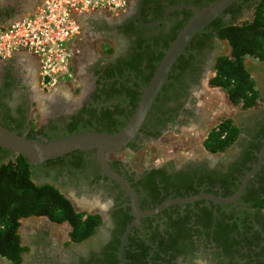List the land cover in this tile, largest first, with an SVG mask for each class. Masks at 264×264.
<instances>
[{
  "label": "flooded vegetation",
  "instance_id": "flooded-vegetation-1",
  "mask_svg": "<svg viewBox=\"0 0 264 264\" xmlns=\"http://www.w3.org/2000/svg\"><path fill=\"white\" fill-rule=\"evenodd\" d=\"M138 1L128 0L126 10L119 13L99 10L77 16L76 20L83 19L84 35L89 34L91 42L100 49L91 54L88 44H78L81 28L77 20L79 30L71 44V69L74 65L72 77L82 85L68 89L66 95L57 92L66 81L49 91L39 87L36 62L29 64L25 72L13 57L0 61V124L24 136L33 132V138L40 141L65 135L71 126L105 132L108 126L112 131L124 124L131 101L141 93L143 82L150 76L143 68L146 60L154 63L162 50L161 44L192 14L187 9H172L158 24L133 27ZM145 1L143 13L148 19L161 9L160 18L169 6L202 7L210 2ZM255 1L237 0L215 19L234 23L246 20ZM18 13L13 7L0 6V25ZM204 38L208 39L200 41ZM222 41L210 29L194 41L195 47L186 46L182 54L187 61L170 70L164 95L158 93L134 139L119 153L105 157L109 168L134 191L141 210L153 208L173 195L187 197L203 192L220 197L222 188L232 191L233 185H239L257 160L264 139L259 131L264 122V60L250 66L257 74L262 104L241 111L236 121L232 119L240 132L224 151L209 153L202 147L203 152L180 161L167 159L140 164L121 154L128 151L135 157L142 156L139 152L144 146L200 119L196 95L206 86L215 57L222 54L220 51L225 47ZM138 44L145 47L148 59L140 61L134 71L132 58ZM36 98L47 107L32 125ZM15 155L0 147V163ZM254 175L246 183L252 185L251 189L261 184ZM31 177L35 183H49L60 190L76 211L98 215L99 223L89 237L72 242L65 222L55 223L45 216L21 218L17 228L24 248L20 264H120L121 238L134 217L128 196L103 173L95 150L73 151L43 161L32 166ZM241 194L234 203L220 204L200 198L169 204L153 215L140 217L126 235L122 264H264V207L251 205L249 197L243 199ZM27 219L20 233V221Z\"/></svg>",
  "mask_w": 264,
  "mask_h": 264
},
{
  "label": "trees",
  "instance_id": "trees-1",
  "mask_svg": "<svg viewBox=\"0 0 264 264\" xmlns=\"http://www.w3.org/2000/svg\"><path fill=\"white\" fill-rule=\"evenodd\" d=\"M145 3L146 1L144 0L140 10L141 21L150 22L159 18L162 12L161 9L151 19L145 17L143 13ZM168 4L171 5L172 2H168ZM132 21L133 27H140L135 17L132 18ZM186 21L180 23L171 32L168 39L161 44L162 50L159 52L154 63L149 64L146 60L143 68L150 72V76L160 60L163 51ZM210 29L215 31L218 39L227 42L229 50L226 54H220L215 57L206 85L221 90L224 98L240 112L258 108L262 104L263 98L251 75V68L246 65L244 60L247 57L255 61L264 60V0L255 1L251 7V14L246 20L235 23L222 22L218 19L211 21L201 32L191 38L187 48L195 47L194 41ZM206 39L208 38L200 41L203 42ZM144 58L148 59L145 47L143 48L139 44L135 45L132 58L135 64L131 69L135 71L137 65L140 66V61ZM181 61H187L184 59L183 54L177 57L171 71L179 67ZM137 71H139L138 68ZM150 76L143 82L144 85H146ZM169 77H171L170 74L168 75ZM168 84L169 81L162 86L160 90L162 92L160 93L161 95ZM138 95L131 101L132 107L129 110V114H131L136 105ZM122 125L123 123L120 124V127ZM260 127L259 131L262 137H264V122ZM7 128L12 130L11 127ZM33 128L34 126L30 129ZM83 130L91 129H87V127L78 129L76 126H71L67 134ZM106 130V133L116 131H110L109 126ZM239 132V127L231 118H221L207 130L205 136L202 138L201 145L209 153L222 152L236 141ZM25 137L33 138V132H29ZM259 146L260 143L256 146V151L259 149ZM254 160L255 157L253 156L251 164L254 163ZM249 169L250 166L246 170ZM31 170L32 166L21 155H15L13 159L0 163V258L4 259L8 264H20L21 262V253L24 248L20 245L17 233L21 218L45 216L55 223L65 222L69 226L67 232L68 239L72 242H79L89 237L99 223L98 215L76 211L65 195L53 185L45 182L35 183L31 177ZM254 177L261 184L256 189H251L252 185L248 183L240 197L243 199L249 197L251 205L264 207V158ZM237 186V184H234L232 191L222 188V193L219 196H230ZM211 194L218 196L216 193ZM184 196L186 195H173L170 198H181Z\"/></svg>",
  "mask_w": 264,
  "mask_h": 264
},
{
  "label": "water",
  "instance_id": "water-1",
  "mask_svg": "<svg viewBox=\"0 0 264 264\" xmlns=\"http://www.w3.org/2000/svg\"><path fill=\"white\" fill-rule=\"evenodd\" d=\"M235 1L237 0H212L202 7L188 5L169 6L164 10L159 19L147 23L142 22L140 19V6L142 0L138 1L135 18L138 24L143 26L158 24L165 18L168 11L172 9H187L190 10L192 14L175 34L167 48L163 51L150 79L146 85L142 87L133 111L128 115L124 124L115 132L106 133L93 130H83L54 137L47 141H40L36 138H27L24 135H19L15 131L0 124V147L7 149L16 155H21L26 162L32 166L46 160L61 157L73 151L95 150L97 162L103 173L116 181L128 196V204L134 217L132 222L125 229L121 238L119 247L120 264L123 263L122 247L126 235L130 227L135 225L140 217L153 215L169 204L192 202L193 200L200 198L208 199L214 203L220 204L234 203L243 191L247 181L259 169L262 163L264 155V139L255 164L244 175L232 195L228 197H218L210 193L201 192L182 198H168L153 208L141 210L137 205L136 194L134 191L119 174L109 168L105 158L107 154L119 153L132 139H134L138 131L142 128L144 118L156 96L160 92L162 85L167 80V76L172 69L173 64L177 57L183 53L191 38L199 33L207 24L218 17L226 7ZM21 16H23V14H17L12 20L3 25L9 24Z\"/></svg>",
  "mask_w": 264,
  "mask_h": 264
},
{
  "label": "built area",
  "instance_id": "built-area-1",
  "mask_svg": "<svg viewBox=\"0 0 264 264\" xmlns=\"http://www.w3.org/2000/svg\"><path fill=\"white\" fill-rule=\"evenodd\" d=\"M128 0H42L28 14L0 26V61L17 50L37 60V81L49 91L72 78L71 44L78 34L76 16L84 12L125 11Z\"/></svg>",
  "mask_w": 264,
  "mask_h": 264
},
{
  "label": "rangeland",
  "instance_id": "rangeland-1",
  "mask_svg": "<svg viewBox=\"0 0 264 264\" xmlns=\"http://www.w3.org/2000/svg\"><path fill=\"white\" fill-rule=\"evenodd\" d=\"M30 1H34V3H36L40 0H0V6H6L10 8L13 7L17 13H22V11H24V7L28 6L27 4H30ZM26 2L27 4H25ZM77 20L78 23H80V25H78L81 28L83 19L78 18ZM7 22L8 21H6L5 23ZM82 31H84V29L81 28L79 35L77 34L79 36L77 37L79 38L77 40L78 44H88L89 46H87V48H91V54L95 53L96 50L98 51L100 49V46L95 45L93 42H91L90 35L88 34L87 36H85L84 32ZM222 42L225 47L222 51H220V53L226 54L229 48L225 40H223ZM244 62L247 66L250 67L256 61L247 57L245 58ZM74 67L75 66L73 65V69ZM250 71L253 79L255 80V82H257V74L251 69ZM78 81L80 80L78 79ZM79 85H82V82H77L75 77H72L70 80L64 83L62 88L58 87L57 92H59V94L62 93V95H66L68 94V89L77 87ZM74 98H77L76 94L74 95ZM35 101L36 103L32 108L36 110V112L33 113V118L31 120L32 125L37 123L39 115L43 114L47 107L43 104V102H41L39 98H36ZM195 103L198 106V111L200 114V119L196 123L183 126L177 131L168 132L158 141L144 146L140 149L139 152V154L142 156L135 157L128 151H123L121 154L125 157H128L129 160L136 164H140L141 162L143 163L145 161L159 163L167 159L180 161L190 155H196L200 152H203V148L201 145L202 138L205 136L207 130L215 123H217L218 120H220L221 118L229 117L236 121L237 116L241 113L224 98L221 90H219L218 88L208 87L207 85L201 92L197 93ZM27 223L28 219L20 221V233L23 232V228L27 225ZM4 262L6 261L0 259V264H5Z\"/></svg>",
  "mask_w": 264,
  "mask_h": 264
},
{
  "label": "crops",
  "instance_id": "crops-1",
  "mask_svg": "<svg viewBox=\"0 0 264 264\" xmlns=\"http://www.w3.org/2000/svg\"><path fill=\"white\" fill-rule=\"evenodd\" d=\"M41 2H42V0H40L39 2H36V3H34V1H30V4H27V2H26L25 4H27L28 6L24 7V11H22V13H20V14L25 15V14H28L30 12H33ZM77 16H76V18H77ZM11 57H13V60L18 65V67L24 71L28 69V65L32 64V62L37 63V60L33 55H31L30 53H28L26 51H22V50H17L15 52H13L11 54V56H9L8 58H11ZM25 66H27V67H25Z\"/></svg>",
  "mask_w": 264,
  "mask_h": 264
}]
</instances>
